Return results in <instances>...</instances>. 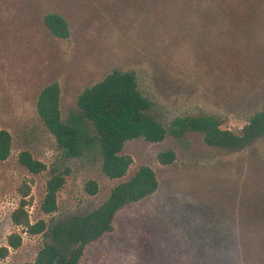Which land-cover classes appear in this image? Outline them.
<instances>
[{
  "label": "rangeland",
  "instance_id": "1",
  "mask_svg": "<svg viewBox=\"0 0 264 264\" xmlns=\"http://www.w3.org/2000/svg\"><path fill=\"white\" fill-rule=\"evenodd\" d=\"M63 15L70 35H54L47 13ZM134 70L164 140L134 138L123 152L133 162L110 178L101 168L87 120L84 155L68 156L37 112L41 90L61 85L65 120L80 115L84 88L114 69ZM264 110V0H0V129L13 138L0 160V247L23 236L0 264L33 262L43 233L28 234L11 214L29 188L31 222L85 214L142 166L154 169L158 189L117 213L114 229L89 244L81 264H264V133L247 145H209L191 120L214 116L240 132ZM46 163L34 173L22 151ZM173 150L175 159L159 155ZM64 173L58 208L41 206L47 181ZM94 180L96 194L86 190Z\"/></svg>",
  "mask_w": 264,
  "mask_h": 264
},
{
  "label": "trees",
  "instance_id": "2",
  "mask_svg": "<svg viewBox=\"0 0 264 264\" xmlns=\"http://www.w3.org/2000/svg\"><path fill=\"white\" fill-rule=\"evenodd\" d=\"M44 21L51 32L61 38L69 37L67 19L55 12L47 13ZM80 115L65 120L61 111V85L52 82L40 92L37 112L48 130L54 135L59 147L68 156L84 155L83 139L87 120L93 125L101 155V168L110 178L127 174L133 159L123 152L125 143L134 138L152 142L164 140L166 128L152 113L153 101L141 90L134 70L114 69L99 81L82 90L77 99ZM191 124L204 134V140L212 146L230 150L241 148L264 133V110L256 112L240 132L223 127L214 116L191 120ZM13 138L6 129H0V160H6L12 150ZM163 163L172 162L175 152L168 150L159 155ZM19 161L34 173L46 169V163L34 158L24 150ZM66 182L64 173H56L47 181V190L42 210L52 213L58 208V192ZM159 187L154 169L142 166L128 180L117 184L108 198L95 209L81 215L48 223L44 219L31 222L26 208L29 188L23 191L22 199L11 214L12 222L28 234L43 233L46 240L33 262L25 264H81L86 247L114 229V220L123 207L153 194ZM98 184L90 180L86 190L98 192ZM23 243L19 232L7 237V245L0 247V256L5 257L10 248L17 249Z\"/></svg>",
  "mask_w": 264,
  "mask_h": 264
},
{
  "label": "built area",
  "instance_id": "3",
  "mask_svg": "<svg viewBox=\"0 0 264 264\" xmlns=\"http://www.w3.org/2000/svg\"><path fill=\"white\" fill-rule=\"evenodd\" d=\"M26 232V231H25Z\"/></svg>",
  "mask_w": 264,
  "mask_h": 264
}]
</instances>
